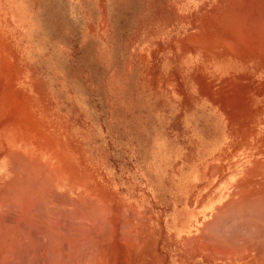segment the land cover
Instances as JSON below:
<instances>
[{
	"label": "rangeland",
	"instance_id": "1",
	"mask_svg": "<svg viewBox=\"0 0 264 264\" xmlns=\"http://www.w3.org/2000/svg\"><path fill=\"white\" fill-rule=\"evenodd\" d=\"M15 1L0 0V47L15 43L0 49V263L236 264L245 216L224 204L264 190V78L187 45L217 0Z\"/></svg>",
	"mask_w": 264,
	"mask_h": 264
},
{
	"label": "bare ground",
	"instance_id": "2",
	"mask_svg": "<svg viewBox=\"0 0 264 264\" xmlns=\"http://www.w3.org/2000/svg\"><path fill=\"white\" fill-rule=\"evenodd\" d=\"M253 14H255V16H254V18L252 17V15ZM203 15V14H202ZM205 15V17H204V19L203 20H199V22H200V24L198 25L199 26V31L197 32V33H194V34H192L190 37L188 36V39H186V43H187V45L189 44L190 45V47L191 46H193V47H197V48H200V49H205L207 52L209 51V52H211L210 50H217V53L215 54V52H214V56H215V58H217V59H221V60H223V61H225V62H227V63H230V64H232V65H235V66H240V68H243V67H246L248 70H249V72H253V74L256 76H258V77H262V78H264V0H217L216 1V5L212 8V10H211V12H207V13H205L204 14ZM203 15V16H204ZM185 42V41H184ZM193 44V45H192ZM186 45V44H185ZM184 45V46H185ZM186 45V48L189 46H187ZM185 48V49H186ZM184 51V50H183ZM208 52V53H209ZM209 58V57H208ZM213 58V57H212ZM206 68V67H205ZM242 75V74H241ZM211 76V75H210ZM235 77V76H234ZM239 78H240V76H239ZM225 79V78H224ZM221 80V79H220ZM231 80V79H230ZM222 81V80H221ZM242 81V80H241ZM237 82V81H236ZM241 84V83H240ZM257 93H258V90L256 91ZM256 93V94H257ZM262 93V92H261ZM255 94V95H256ZM259 94V93H258ZM257 94V95H258ZM256 95V96H257ZM1 142V141H0ZM9 151V150H8ZM8 151H7V153H8ZM11 153H13L12 151H11ZM10 153V154H11ZM19 153V152H18ZM17 153V154H18ZM21 153V152H20ZM1 154H3L2 152H1ZM6 154V153H5ZM9 153H8V155H10ZM22 154V153H21ZM7 155V156H8ZM12 156H13V154H11ZM23 155V154H22ZM3 156V155H2ZM19 156V155H18ZM23 157H25V156H23ZM11 157H9L8 159L9 160H13L12 158H14V157H12L11 159H10ZM21 158H22V156H21ZM14 159H16V158H14ZM23 159V158H22ZM22 159H20V157H19V159L18 160H22ZM25 159H28V158H25ZM30 159V158H29ZM9 160H8V162H9ZM18 160H16V161H18ZM36 161V160H35ZM21 162H24V161H21ZM10 163V162H9ZM12 163V162H11ZM25 163V162H24ZM34 163H36V162H34ZM44 163H46V162H44ZM12 164H14V163H12ZM15 164H18V162L16 163L15 162ZM21 164V163H20ZM37 164H38V162H37ZM40 164V163H39ZM42 164V163H41ZM23 165V164H22ZM28 165H30V163L28 164ZM21 166V165H20ZM19 166V167H20ZM26 166V167H25ZM25 166L23 165V167H25V168H28L27 167V163L25 164ZM45 166V165H44ZM44 166H43V168H44ZM46 166H47V164H46ZM14 167V166H13ZM18 166L16 165L15 167H14V169L16 170V168H17ZM22 167V166H21ZM30 167V166H29ZM33 167H35V166H33ZM37 167V166H36ZM40 167V166H39ZM262 167H264V166H262ZM12 168V167H11ZM41 168V167H40ZM40 168H38V170H37V172H39V169ZM52 168V167H51ZM257 168H258V166H257ZM13 169V168H12ZM18 169H20V168H18ZM24 169V168H23ZM29 169V168H28ZM28 169H26V171L28 170ZM32 169V168H31ZM255 169H256V167H255ZM11 170V169H10ZM36 170V169H35ZM44 170H45V168H44ZM47 170H48V168H47ZM29 171H31L30 169H29ZM28 171V172H29ZM41 171H43V169H40V172ZM253 171V170H252ZM255 171V170H254ZM14 172V171H13ZM17 172V171H16ZM18 172H19V170H18ZM33 172H34V170H33ZM46 172V171H45ZM50 172V171H49ZM51 172H54L55 173V170L54 171H51ZM15 173V172H14ZM13 173V174H14ZM27 173V172H26ZM30 173V172H29ZM35 173V172H34ZM33 173V174H34ZM48 173V172H47ZM53 173V174H54ZM252 173H254V172H252ZM31 174V173H30ZM33 174H31V175H33ZM35 174H37V173H35ZM43 174H46V173H43ZM43 174H41V175H43ZM23 175V174H22ZM48 175V174H47ZM50 175V174H49ZM48 175V177L49 178H51L50 176ZM55 176H54V178L56 177V173L54 174ZM20 176V175H19ZM37 176V178L39 177V174H37L36 175ZM36 176H32L31 178H33V177H36ZM15 177V176H14ZM17 177V176H16ZM21 177V179H22V177L23 176H20ZM45 177H46V175H45ZM47 177V178H48ZM28 178V177H27ZM39 178H42V177H39ZM48 178V179H49ZM53 178V177H52ZM54 178H53V180H54ZM14 179V178H13ZM34 179V178H33ZM44 180L43 181H45V179L46 178H43ZM16 180L17 179H14V181L16 182ZM19 180V179H18ZM17 180V181H18ZM24 180V179H23ZM38 180V179H37ZM21 181V180H20ZM28 181H30V180H27V182ZM42 180H40V182H41ZM42 181V182H43ZM34 182H35V180H34ZM39 182V181H38ZM50 182H52L51 181V179H50ZM29 183V182H28ZM36 183V182H35ZM49 182H47V186H49V184H48ZM16 184V183H15ZM19 184V183H18ZM42 184V183H41ZM41 184H40V187L39 188H41ZM44 185L46 184V182L45 183H43ZM43 184H42V186H43ZM22 185V184H21ZM20 185V186H21ZM24 185V184H23ZM249 185H250V183H249ZM7 186V185H6ZM19 186V187H20ZM27 186V185H26ZM32 186V185H31ZM39 186V185H38ZM9 187V186H8ZM14 187V186H13ZM18 187V186H17ZM28 187H30L29 185H28ZM28 187H27V189H28ZM37 187V186H36ZM44 187V186H43ZM50 187V186H49ZM52 187L54 188V186L52 185ZM51 187V188H52ZM243 187V186H242ZM24 187H22V189H23ZM33 188H35V186L33 187ZM38 188V189H39ZM53 188H52V190H53ZM6 189V188H5ZM25 189V188H24ZM30 189V188H29ZM240 191L238 192V194H237V191H236V189H235V191H234V193L236 194H234L235 196H239V193L240 192H242L243 190L242 189H240V188H238ZM262 189V188H261ZM18 190H20V189H18ZM36 190V189H35ZM42 190H43V188H42ZM51 190V191H52ZM10 191V190H9ZM26 191V190H25ZM30 191V190H29ZM45 191V190H44ZM49 191V190H48ZM244 191H248V190H245L244 189ZM243 191V192H244ZM262 191V190H261ZM261 191H260V193H261ZM11 192V191H10ZM16 192H19V191H16ZM15 192V193H16ZM33 192H34V190H33ZM40 192H41V190H40ZM242 192V193H243ZM246 192H244V194H246ZM251 192V191H250ZM264 192V191H263ZM4 193H6L5 191H4ZM12 193V192H11ZM14 193V194H15ZM25 193V192H24ZM46 193V192H45ZM49 193H50V191H49ZM241 193V194H242ZM13 194V195H14ZM20 194V193H19ZM18 194V195H19ZM31 194H32V192H31ZM30 194V195H31ZM55 194V193H54ZM11 195V194H10ZM17 194H15V196H14V199H13V201L16 199L17 200V196H18ZM21 195V194H20ZM20 195H19V198H20ZM23 195V194H22ZM37 195V194H36ZM251 195V194H250ZM260 196L262 195V194H259ZM4 196V195H3ZM3 196H2V198H1V200L3 199ZM9 196V195H8ZM25 196H26V194H25ZM35 196V195H34ZM55 196V195H54ZM258 196V195H257ZM260 196L257 198H255L256 200H254V201H252V202H248V197H247V195L245 196V197H241V198H238V199H236V198H231V199H229L228 201H227V203L226 204H224V206H225V213H227L228 211L230 212V210H232V209H235V211L236 212H233V213H238V208H240V207H243L242 209H239L240 210V213H238V214H243V213H245L246 214V210L245 209H247V208H249V209H255L254 207H256V210H252V212H253V214L255 213V214H258V213H264V199L263 198H260ZM22 197V196H21ZM30 197V196H29ZM37 197H39V195L37 196ZM50 196H48V198H49ZM52 197V196H51ZM233 197V196H232ZM255 197V196H254ZM7 198V197H6ZM9 198V197H8ZM18 198V201L19 200H21V199H23V198H20L19 199ZM27 198V197H26ZM31 198H33L32 196H31ZM31 198H30V200H31ZM47 198V197H46ZM85 198V197H84ZM253 198V197H252ZM35 199H38V198H35ZM41 199V198H40ZM39 199V200H40ZM251 199V198H250ZM7 200V199H6ZM12 200V199H11ZM43 200H44V198L42 199V201L41 202H43ZM57 200H60V199H57ZM17 201V202H18ZM26 201V200H25ZM32 201H36V202H38V200H34V199H32ZM49 201H51V200H49ZM2 202V201H1ZM1 202H0V204H1ZM8 202H10V200L8 201ZM15 202V201H14ZM16 202V203H17ZM30 203H31V201H29ZM46 202V200L44 201V203ZM63 202V201H62ZM66 202H67V199H66ZM94 202H96V200L94 201ZM3 203V202H2ZM7 203V202H6ZM5 203V204H6ZM16 203H14V204H16ZM20 203V202H19ZM26 203V202H25ZM28 203V202H27ZM255 205L254 207L252 206L253 204ZM8 204V203H7ZM10 204V203H9ZM40 204V203H39ZM57 204V203H56ZM61 204V203H60ZM77 204V203H76ZM12 205V204H11ZM10 205V206H11ZM18 204H16V206H17ZM35 205V204H34ZM50 205V204H49ZM2 206V205H1ZM8 206V205H7ZM6 206V207H7ZM9 206V207H10ZM19 206V205H18ZM24 206V205H23ZM42 206H44V205H42ZM41 206V207H42ZM46 206H48L47 204H46ZM45 206V207H46ZM68 206H70V205H68ZM251 206V207H250ZM20 207L22 208V206H21V203H20ZM98 207V206H97ZM245 207H247V208H245ZM4 208H5V205H4ZM47 208H49V206L47 207ZM55 208V207H54ZM76 208V207H75ZM236 208H237V210H236ZM259 208V209H258ZM1 209V208H0ZM6 209V208H5ZM5 209H3V210H5ZM13 209V208H12ZM29 209H30V207H29ZM35 209H36V207H35ZM37 209H39V208H37ZM45 209V208H44ZM58 209H60V208H58ZM88 209V208H87ZM99 209V208H98ZM219 209V208H218ZM243 209L245 210V211H243ZM3 210H1V211H3ZM33 210V209H32ZM43 210V209H42ZM66 210V209H65ZM78 210V209H77ZM223 210V209H222ZM226 210H228V211H226ZM248 210V209H247ZM9 211V210H8ZM14 211V210H13ZM19 210H18V208H17V212H18ZM21 211V210H20ZM52 211V210H51ZM93 211H95V210H93ZM218 211H221V210H218ZM249 211V210H248ZM30 212V211H29ZM33 212V211H32ZM36 213H38L37 212V210L35 211ZM34 212V213H35ZM89 212V211H88ZM222 212V211H221ZM231 212V213H232ZM242 212V213H241ZM252 212H250V213H252ZM257 212V213H256ZM6 213V212H5ZM8 213V212H7ZM50 213H53V212H50ZM61 213V212H60ZM220 213V212H219ZM247 213H249V212H247ZM3 214V213H2ZM1 214V215H2ZM21 214V213H20ZM30 214H32V213H30ZM40 214V213H39ZM59 214V213H58ZM237 214V215H238ZM9 215V214H8ZM14 215V214H13ZM15 215H17L16 216V218L18 217V213L16 214V212H15ZM41 215V214H40ZM74 215V214H73ZM218 215H220V214H218ZM231 215V214H230ZM234 215V214H233ZM260 215V214H259ZM37 216V215H36ZM60 216V215H59ZM98 216V215H97ZM220 216H222V215H220ZM229 216V215H228ZM239 216V215H238ZM241 216V215H240ZM246 216V215H245ZM256 216H258V215H256ZM263 216V218H264V215H261L260 217H262ZM5 217V216H4ZM4 217H1V218H4ZM29 217H31V216H29ZM28 217V218H29ZM48 217V216H47ZM52 217H53V215H52ZM226 217H227V215H226ZM225 217V218H226ZM250 217H252L251 216V214H250ZM259 217V218H260ZM25 218V217H24ZM32 218V217H31ZM218 219H219V217H217ZM221 218H223V217H221ZM244 218H247V216L246 217H244ZM253 218V217H252ZM256 218V217H255ZM5 219H7V218H5ZM8 219L10 220V219H12V218H9L8 217ZM23 219V218H22ZM215 219V218H214ZM250 219V218H249ZM262 219V218H261ZM4 220V219H3ZM225 220V219H224ZM238 220V219H237ZM244 220V219H243ZM245 220H247V219H245ZM263 220V219H262ZM84 221V220H83ZM219 221V220H218ZM221 221H222V219H221ZM233 221H235V220H233ZM252 221V220H251ZM7 222V221H6ZM15 222V221H14ZM32 222V221H31ZM249 222V221H248ZM253 222H254V220H253ZM12 223V222H11ZM34 223V222H33ZM56 223V222H55ZM87 223V222H86ZM215 223V222H214ZM221 223V222H220ZM225 223V222H224ZM242 223V222H241ZM244 223H246V222H244ZM262 223H263V221H262ZM4 224V223H3ZM19 224V223H18ZM24 224V223H23ZM89 224V223H88ZM216 224V223H215ZM226 224V223H225ZM228 224H229V222H228ZM247 224V223H246ZM252 224V223H251ZM6 225V224H5ZM8 225V224H7ZM7 225L5 226V227H7ZM22 225V224H21ZM25 225V224H24ZM26 225H28V224H26ZM37 225V224H36ZM91 225V224H90ZM217 225V224H216ZM231 225V224H230ZM234 225V224H233ZM241 225V224H240ZM245 225V224H244ZM248 225H249V223H248ZM1 226H3V225H1ZM32 226V225H31ZM33 226H35V225H33ZM32 226V227H33ZM212 226V225H211ZM210 226V227H211ZM218 226V225H217ZM232 226V225H231ZM4 227V226H3ZM21 227V226H20ZM25 227V226H24ZM27 227V226H26ZM29 227V226H28ZM208 227V226H207ZM209 227V228H210ZM249 227H250V225H249ZM68 228V227H67ZM243 228V227H242ZM253 228H254V226H253ZM2 229H4V228H2ZM21 229H23V228H21ZM35 229H37V228H35ZM34 229V230H35ZM41 229V228H40ZM61 229V228H60ZM79 229V228H78ZM227 229H230V228H227ZM240 229V228H239ZM257 229V228H256ZM4 230H6V228L4 229ZM3 230V231H4ZM10 230H12V229H10ZM19 230V229H18ZM31 230V229H30ZM224 230V229H223ZM249 230V229H248ZM264 230V229H263ZM3 231H0V234H1V232L2 233H4ZM24 231V230H23ZM228 231V230H227ZM234 231V230H233ZM239 231V230H238ZM237 231V232H238ZM247 231V230H246ZM28 232V231H27ZM30 232V231H29ZM38 232V231H37ZM40 232V231H39ZM224 232V231H223ZM235 232V231H234ZM236 232V233H237ZM249 232V231H248ZM19 233V232H18ZM45 233H46V231H45ZM57 233V232H56ZM103 233V232H102ZM214 233V232H213ZM258 233V232H257ZM261 233V232H260ZM17 234V233H16ZM37 234V233H36ZM52 234V233H51ZM221 234H223L222 232H221ZM242 234V233H241ZM7 235H8V233H7ZM33 235V234H32ZM46 235H48V234H46ZM227 235H228V233H227ZM240 235V234H239ZM251 235V234H250ZM258 235V234H257ZM261 235V234H260ZM5 236V235H4ZM24 236H25V234H24ZM204 236V235H203ZM262 236V235H261ZM3 237V236H2ZM9 236H7V238H8ZM32 237V236H31ZM76 237V236H75ZM218 237V236H217ZM37 238V237H36ZM46 238V237H45ZM205 238V237H204ZM214 238V237H213ZM237 238V237H236ZM260 238V237H259ZM258 238V239H259ZM9 239H11V238H9ZM8 239V240H9ZM27 239V238H26ZM25 239V240H26ZM29 239V238H28ZM39 239V238H38ZM43 239V238H42ZM48 239V238H47ZM50 239V238H49ZM48 239V240H49ZM235 239V238H234ZM4 240H6L5 238H4ZM46 240V239H45ZM207 240V239H206ZM245 240V239H244ZM264 240V239H263ZM1 241V240H0ZM7 241V240H6ZM5 241V242H6ZM27 241V240H26ZM2 242H4L3 241V239H2ZM9 242H11V240L9 241ZM18 241L16 240V242L15 243H17ZM20 242H22L21 240L19 241V244L18 245H21L20 244ZM28 242H29V240H28ZM45 242V241H44ZM63 242V241H62ZM82 242H84L83 240H82ZM210 242V241H209ZM230 242H232V241H230ZM244 242V241H243ZM259 242H261V240L259 241ZM51 243V242H50ZM52 243H53V241H52ZM56 243V242H55ZM78 243V242H77ZM216 243V242H215ZM221 243H222V241H221ZM234 243V242H233ZM262 243V242H261ZM260 243V244H261ZM4 244H6V243H4ZM3 244V245H4ZM14 244V243H13ZM25 244H27V243H25ZM30 244V243H29ZM40 244V243H39ZM263 244V243H262ZM0 245H1V243H0ZM2 245V246H3ZM6 245H9V243L8 244H6ZM12 245V244H11ZM11 245H9V246H11ZM16 245V244H15ZM36 245V244H35ZM38 245V244H37ZM67 245V244H66ZM69 245V244H68ZM228 245V244H227ZM8 246V247H9ZM23 246V245H22ZM31 246V245H30ZM50 246V245H49ZM55 246H57V245H55ZM83 246V245H82ZM85 246H86V244H85ZM245 246V245H244ZM5 246H3L2 247V249L4 248ZM15 247H17V246H15ZM218 247V246H217ZM233 247V246H232ZM234 247H235V245H234ZM0 248H1V246H0ZM12 248V247H11ZM19 248V247H18ZM50 248V247H49ZM68 248V247H67ZM213 248V247H212ZM223 248V247H222ZM231 248V247H230ZM237 248V247H236ZM263 250H264V248L263 247H261ZM15 249V248H14ZM23 249V248H22ZM220 249V248H219ZM232 249V248H231ZM1 250V249H0ZM7 250H9V249H6V252H7ZM16 250H18V249H16ZM21 250V249H20ZM29 250V249H28ZM32 250V249H31ZM34 250V249H33ZM46 250V249H45ZM5 251V250H4ZM10 252H11V250H9ZM39 251V250H38ZM53 251V250H52ZM80 251V250H79ZM229 251V250H228ZM234 250L232 249V252H233ZM240 251V250H239ZM19 252V251H18ZM50 252V251H49ZM64 252H65V249H64ZM86 252V251H85ZM227 252V251H226ZM231 252V253H232ZM234 252H236V250L234 251ZM248 252V251H247ZM2 253H4V252H2ZM9 253V252H8ZM6 254V256L8 255V257H9V254ZM16 253V252H15ZM241 253V252H240ZM53 254V253H52ZM68 254V253H67ZM220 254V253H219ZM230 254V253H229ZM261 254H262V252H261ZM2 255V254H1ZM17 255H19V254H17ZM16 255V256H17ZM27 255V254H26ZM41 255V254H40ZM264 255V254H263ZM62 256V255H61ZM60 256V257H61ZM219 256V255H218ZM4 258H5V256H4ZM3 258V259H4ZM23 258V257H22ZM35 258V257H34ZM51 258V257H50ZM262 258H264V257H262ZM0 259H2V257H0ZM8 259V258H7ZM41 260V259H40ZM264 260V259H263ZM2 261V260H1ZM9 261V260H8ZM63 261V260H62ZM87 261V260H86ZM2 262H4V261H2ZM60 262V261H59ZM11 263V262H10ZM40 263V262H39ZM60 263H62V262H60ZM65 263V262H64ZM1 264V263H0ZM56 264V263H55Z\"/></svg>",
	"mask_w": 264,
	"mask_h": 264
},
{
	"label": "crops",
	"instance_id": "3",
	"mask_svg": "<svg viewBox=\"0 0 264 264\" xmlns=\"http://www.w3.org/2000/svg\"><path fill=\"white\" fill-rule=\"evenodd\" d=\"M14 2H13V5H16V6H20V5H23V3L22 2H20V1H15V0H13ZM67 2H69V1H67ZM69 4L71 5L72 4V0H70V2H69ZM7 5H10L8 2H7ZM23 8H24V6H23ZM21 10H23V9H21ZM20 10H18V12H19ZM24 11V10H23ZM7 18H10L9 16H7ZM6 18V19H7ZM6 41H7V38H6ZM2 48V50H14L15 49V43H9V42H7V43H4V45H1V47H0V49ZM234 191L235 190H231V194L229 195L230 196V199L231 198H236V199H238V198H241V197H245L246 195H247V199H248V202H252V201H254V200H256L255 198L257 197H259L260 195L259 194H262L261 196H260V198H263L264 199V190H248L247 192L246 191H244V192H246V194H244V192L242 193V192H240L239 193V196L237 197V196H235L236 194L234 193ZM237 191V194H238V192L240 191V190H236ZM235 191V192H236ZM251 191V192H250ZM260 191H261V193H260ZM235 195H234V194ZM242 193V194H241ZM251 194V195H250ZM258 195V196H257ZM233 196V197H232ZM255 196V197H254ZM253 197V198H252ZM251 198V199H250ZM254 199V200H253ZM229 200V198L227 199V201ZM226 201V202H227ZM253 204V203H252ZM255 204V203H254ZM252 205L253 207L255 206V205ZM251 207V206H250ZM243 207H240V208H238V210H237V208H236V210L238 211V213H240V210L239 209H242ZM245 208H247V207H245ZM255 209H249V208H247V209H243V211H245L246 212V214L245 213H243V214H238V213H233V212H236L235 211V209H232V210H230V212H232L231 214H238L239 216L241 215V216H247V218H243L242 220H238V226L236 227V229L234 230L235 232L234 233H236L238 230V232L236 233L237 235H236V241H237V243H238V247H237V262H236V264H264V258H262V257H264V250L261 248V247H263L264 248V218H263V216L262 217H260L261 215H264V213H258V214H253V212H252V210L254 211V210H256V207H254ZM259 209V208H258ZM247 212H249V213H247ZM250 212H252V213H250ZM255 212V211H254ZM242 213V212H241ZM257 213V212H256ZM250 214H251V216L253 217H250ZM260 214V215H259ZM256 215H258V216H256ZM245 216V217H246ZM256 217V218H255ZM260 217V218H259ZM250 218V219H249ZM263 220H262V219ZM245 219H247V220H245ZM252 220V221H251ZM253 220H254V222H253ZM249 221V222H248ZM262 221H263V223H262ZM242 222V223H241ZM244 222H246V223H244ZM248 223H249V225H250V227H249V225H248ZM252 223V224H251ZM241 224V225H240ZM245 224V225H244ZM253 226H254V228H253ZM243 227V228H242ZM240 228V229H239ZM257 228V229H256ZM249 229V230H248ZM247 230V231H246ZM249 231V232H248ZM258 232V233H257ZM261 232V233H260ZM242 233V234H241ZM240 234V235H239ZM251 234V235H250ZM258 234V235H257ZM262 236H261V235ZM260 237V238H259ZM244 238H245V240H244ZM259 238V239H258ZM261 240V242L263 243H261V242H259ZM244 241V242H243ZM261 243V244H260ZM245 245V246H244ZM240 250V251H239ZM248 251V252H247ZM241 252V253H240ZM261 252H262V254H261Z\"/></svg>",
	"mask_w": 264,
	"mask_h": 264
}]
</instances>
